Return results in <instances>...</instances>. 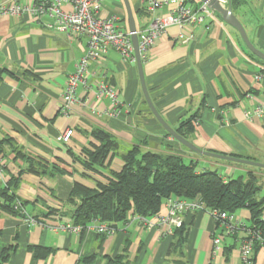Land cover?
I'll return each mask as SVG.
<instances>
[{
    "label": "crops",
    "instance_id": "obj_1",
    "mask_svg": "<svg viewBox=\"0 0 264 264\" xmlns=\"http://www.w3.org/2000/svg\"><path fill=\"white\" fill-rule=\"evenodd\" d=\"M40 0H0L2 6L33 8ZM231 2V4H230ZM136 29L153 17L165 16L167 8L150 14L143 0H129ZM195 6V5H194ZM231 12L242 24L250 42L264 54V0H229ZM121 0H103L102 16L113 12L125 19ZM122 22V23H123ZM177 27L167 28L142 60L145 86L150 100L166 124L175 131L192 118L188 141L204 151L264 164V116L246 118L245 111L264 100V61L250 53L238 32L218 15L205 26L185 31L193 38L178 39ZM86 38L69 36L54 19L34 17L28 12L0 17V192L11 182L10 193L19 203L17 214L0 211V264H77L94 256V264L123 255L131 264H264V249L253 251L248 263L240 256L244 237L223 235L204 212L183 218L187 231L183 257L169 254L172 235H160L146 228L137 217L117 225L111 235L85 230L69 233L67 203L75 183L93 188L105 183L110 172L123 166L120 156L131 148L160 154H177L192 163L197 172L216 171L224 181L245 176L241 164L191 154L170 136L154 118L144 99L136 62L124 63L112 50L89 65L88 83L103 79L115 88L117 106L107 98H96L95 90L78 89V101L69 115L61 113L65 81L85 54ZM257 74L262 75L255 81ZM116 107V108H115ZM115 109L116 112L112 113ZM100 129L118 144L104 167L85 170L82 150L97 144L91 134ZM72 130L68 143L60 138ZM55 166L63 174L28 172L30 162ZM264 196V170L255 172ZM1 203V199H0ZM162 206L160 214H166ZM250 225L247 210L235 213ZM150 218V220H152ZM219 244L215 255L213 240ZM36 247L49 254L36 257ZM7 252L5 260H2Z\"/></svg>",
    "mask_w": 264,
    "mask_h": 264
},
{
    "label": "trees",
    "instance_id": "obj_2",
    "mask_svg": "<svg viewBox=\"0 0 264 264\" xmlns=\"http://www.w3.org/2000/svg\"><path fill=\"white\" fill-rule=\"evenodd\" d=\"M175 132L188 140L193 133L192 118L183 121ZM91 136L97 144H90V150H82L85 158L80 162L85 170L96 171L104 167L109 154L116 153L118 144L100 129L94 130ZM120 158L123 162L121 170L110 172L105 183L96 182L93 188L78 183L73 185L67 200L72 210L70 214H61L67 215L72 225L86 227L100 221L116 230L118 224H126L131 217L150 220L161 212L164 199L174 196L187 200L199 199L207 209L227 213L247 210L250 228L260 232L264 243V196L260 197L261 186L254 171H249L244 177L224 181L216 171L197 172L192 163L186 164L177 154L144 152L134 147ZM28 172L50 176L63 174L55 166L48 170L47 164L34 161L30 162ZM10 188L11 182L0 192V211L17 214L18 211L14 209L17 199L9 192ZM186 233L183 226L173 232L174 240L169 254H176L180 259L183 257ZM257 249H260V243H255L253 251ZM33 250L36 257L49 254L46 248L36 247ZM7 255L5 252L2 260ZM105 259L106 264H131L123 255ZM94 261L95 257L89 256L77 264H94Z\"/></svg>",
    "mask_w": 264,
    "mask_h": 264
},
{
    "label": "built area",
    "instance_id": "obj_3",
    "mask_svg": "<svg viewBox=\"0 0 264 264\" xmlns=\"http://www.w3.org/2000/svg\"><path fill=\"white\" fill-rule=\"evenodd\" d=\"M217 2L223 8H227L229 5V0H217ZM143 3L145 11L150 14L163 6L167 8V13L165 16L153 17L143 28L136 29L135 34L141 61L156 41L166 33L167 28L177 27L180 31L178 39L182 43H187L192 40L193 35L192 33L185 35L184 32L192 30L196 26L206 27V20L215 14L205 3L198 2L197 5L192 6V0H143ZM102 10L103 0H40L31 9L16 4L8 7L0 5V17L12 16L24 11L34 17L48 16L54 19V24L59 30L64 31L69 36L86 38V52L78 60L74 71L68 75L65 81L61 96V113L63 115L71 113L73 106L78 101L77 92L79 88L88 92V88L92 87L95 90L96 98L107 97L114 106H117L118 94L114 87L103 79L92 82V84L88 83L90 63L100 60L110 50L116 52L124 63L135 61L131 33L128 28L123 29L122 27V22L125 19L113 12L102 16ZM254 79L258 82L262 79V75L257 74ZM260 95L264 99V89L261 90ZM255 101L257 106L244 112L246 118L251 116L262 118L264 116V100L255 99ZM115 112L116 110L113 109L110 115ZM71 136L72 130H67L60 140L63 143H68ZM3 167L4 163L0 159V169ZM163 206L167 210L166 214L157 213L152 220L137 219L146 228H155L160 235L165 236L172 235L176 229L183 226L185 214L204 212L214 220L226 237H233L240 233L244 235L239 242V252L245 263L250 261L255 243H260V248L264 249L260 232L251 229L249 225L236 217L235 213L207 209L199 199L187 200L174 196L165 198ZM14 209L19 210L18 202ZM62 229L76 234L85 230L104 235H111L115 232L113 227L100 221H94L86 227L67 224L62 226ZM212 243L214 246L212 254L215 255L219 240L214 239Z\"/></svg>",
    "mask_w": 264,
    "mask_h": 264
},
{
    "label": "water",
    "instance_id": "obj_4",
    "mask_svg": "<svg viewBox=\"0 0 264 264\" xmlns=\"http://www.w3.org/2000/svg\"><path fill=\"white\" fill-rule=\"evenodd\" d=\"M124 8H125V13H126V21H127V27L129 32L131 33V41L133 45V50H134V57H135V62L138 70V76H139V82L141 86V90L144 96V99L146 101V104L148 108L150 109L152 115L154 118L159 122V124L165 129V131L174 138L180 145L188 149L189 151L193 152L194 154H198L204 157L208 158H213L217 160H222V161H227L235 164H241L245 166H250L258 169L264 170V164L258 163L252 160L244 159V158H239L235 157L233 155H224V154H218L214 152H209V151H204L190 143L188 140L184 139L183 137L179 136L173 129H171L166 122L161 118V116L158 114L156 109L154 108L148 91L145 86V81H144V76H143V70H142V61L139 55V50H138V41L136 37V26H135V21H134V16L133 12L129 3V0H121ZM201 3H205L208 7H210L216 14H218L224 22H226L229 26L234 28L246 48L250 51L252 55H254L256 58L260 59L261 61H264V54L260 52L258 49H256L253 44L250 42L242 24L237 20V18L233 15L231 12V8L228 5L227 8L221 7L217 0H199Z\"/></svg>",
    "mask_w": 264,
    "mask_h": 264
},
{
    "label": "rangeland",
    "instance_id": "obj_5",
    "mask_svg": "<svg viewBox=\"0 0 264 264\" xmlns=\"http://www.w3.org/2000/svg\"><path fill=\"white\" fill-rule=\"evenodd\" d=\"M198 2H199V0H192V6H194V5H197L198 4ZM124 8V7H123ZM122 27H123V29H126V28H128L127 27V21L126 22H123L122 23ZM180 145V144H179ZM182 146V145H181ZM183 147V146H182ZM184 149L186 150V151H188L185 147H184ZM191 154H194L193 152H191V151H189ZM184 162L186 163V164H188L189 162L187 161V160H184ZM248 168V170L249 171H254V172H258V171H260V170H258L257 168L256 169H251V168H249V167H247ZM252 168H254V167H252ZM186 215V214H185ZM184 215V216H185ZM184 218V217H183Z\"/></svg>",
    "mask_w": 264,
    "mask_h": 264
}]
</instances>
